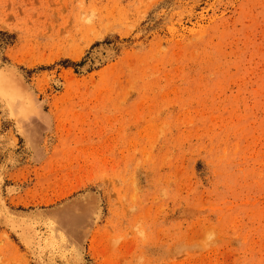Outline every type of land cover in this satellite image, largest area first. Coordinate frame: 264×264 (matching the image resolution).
<instances>
[{"label": "rangeland", "instance_id": "obj_1", "mask_svg": "<svg viewBox=\"0 0 264 264\" xmlns=\"http://www.w3.org/2000/svg\"><path fill=\"white\" fill-rule=\"evenodd\" d=\"M0 264H264V0H0Z\"/></svg>", "mask_w": 264, "mask_h": 264}, {"label": "bare ground", "instance_id": "obj_2", "mask_svg": "<svg viewBox=\"0 0 264 264\" xmlns=\"http://www.w3.org/2000/svg\"><path fill=\"white\" fill-rule=\"evenodd\" d=\"M82 20V19H81ZM84 21V20H83ZM93 254V253H92Z\"/></svg>", "mask_w": 264, "mask_h": 264}]
</instances>
